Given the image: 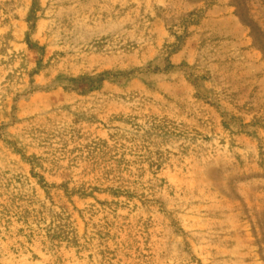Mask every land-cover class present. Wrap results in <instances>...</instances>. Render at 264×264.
<instances>
[{
	"label": "rangeland",
	"instance_id": "rangeland-1",
	"mask_svg": "<svg viewBox=\"0 0 264 264\" xmlns=\"http://www.w3.org/2000/svg\"><path fill=\"white\" fill-rule=\"evenodd\" d=\"M0 264H264V0H0Z\"/></svg>",
	"mask_w": 264,
	"mask_h": 264
}]
</instances>
